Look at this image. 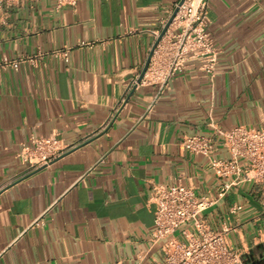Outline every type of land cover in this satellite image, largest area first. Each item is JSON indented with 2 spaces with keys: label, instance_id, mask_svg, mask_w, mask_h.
Instances as JSON below:
<instances>
[{
  "label": "crops",
  "instance_id": "crops-1",
  "mask_svg": "<svg viewBox=\"0 0 264 264\" xmlns=\"http://www.w3.org/2000/svg\"><path fill=\"white\" fill-rule=\"evenodd\" d=\"M179 1L0 6V57L21 59L18 69L0 68V264L161 260L166 240H152L159 183L213 200L201 216L215 230L236 228L230 244L244 264L264 257L261 185L241 181L220 196L230 179L184 147L186 136L215 127L264 129V0H208L220 52L214 76L192 59L163 91L138 84L129 98ZM68 46L70 62L50 55ZM51 135L69 149L30 174L23 147ZM221 140L212 155L229 157ZM233 205L242 208L233 213ZM185 228L196 233L187 223L175 237Z\"/></svg>",
  "mask_w": 264,
  "mask_h": 264
},
{
  "label": "built area",
  "instance_id": "built-area-1",
  "mask_svg": "<svg viewBox=\"0 0 264 264\" xmlns=\"http://www.w3.org/2000/svg\"><path fill=\"white\" fill-rule=\"evenodd\" d=\"M35 0H0L3 3L16 4ZM78 0H56L57 7L75 5ZM177 9L164 37L159 41L151 57L147 71L139 84H158L160 90L172 81L192 59L201 62L200 68L214 76L219 60V50L209 35L208 0H184L175 5L163 27ZM175 29L176 31H172ZM157 32V37L159 36ZM86 44L85 42H81ZM71 47L55 49L50 55L70 62ZM42 55V54H40ZM21 59L10 60L0 57V68L12 65L19 68ZM137 83V79L134 81ZM229 152V157L212 155L218 145ZM30 146L25 145L20 159L32 172L60 158L69 149L56 136L33 137ZM184 147L196 155H206L210 167L216 175L230 179L224 183L220 196L233 184L241 181H254L261 185L264 194V129L249 128L244 125L230 130L216 128L208 134H192L185 137ZM156 203L155 229L152 240L165 239L164 256L152 264H244L242 254L230 244L229 233L236 228L224 224L222 230L213 229L201 214L213 203V200L200 196L194 187L183 183L175 185L159 183L154 186ZM241 205H233L231 211L237 212ZM192 223L196 233L182 230L184 239L175 237V233L185 224Z\"/></svg>",
  "mask_w": 264,
  "mask_h": 264
},
{
  "label": "water",
  "instance_id": "water-1",
  "mask_svg": "<svg viewBox=\"0 0 264 264\" xmlns=\"http://www.w3.org/2000/svg\"><path fill=\"white\" fill-rule=\"evenodd\" d=\"M183 1H184V0H180V4L183 3ZM176 12H177V9L174 11V13L172 14V16H171L170 19L168 20L167 24L163 27L162 31L160 32L159 36L157 37V39H156V41H155V43H154V45H153V47H152V49H151L149 55H148V58H147V60H146V63H145V65H144V67H143V69H142L140 75H139L138 78H137V83H136V84L133 86V88H132V91H131V93H130L129 98H130V97L132 96V94L134 93V91H135L137 85H138V84L141 82V80L143 79V77H144V75H145V73H146V71H147V68H148V66H149V63H150L151 57H152V55H153V52H154L156 46L158 45L159 41L164 37V35H165V33H166L168 27L170 26V24H171V22H172V20H173V18H174V16H175V14H176ZM129 98H128V99H129ZM126 102H127V101H126ZM63 155H64V154H63ZM44 167H45V166H42V167H40V168L34 170V171L31 172L30 174H33V173H35L36 171H39L40 169H42V168H44ZM24 177H26V176H24ZM18 181H19V180H18ZM16 182H17V181H16ZM16 182H14V183H16ZM252 264H264V257H262L261 260H259V261H257V262H254V263H252Z\"/></svg>",
  "mask_w": 264,
  "mask_h": 264
}]
</instances>
